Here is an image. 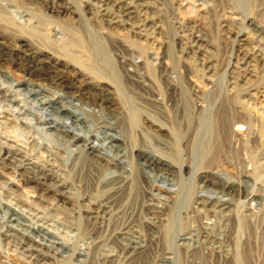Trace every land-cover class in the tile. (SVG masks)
I'll list each match as a JSON object with an SVG mask.
<instances>
[{
    "label": "rangeland",
    "instance_id": "1",
    "mask_svg": "<svg viewBox=\"0 0 264 264\" xmlns=\"http://www.w3.org/2000/svg\"><path fill=\"white\" fill-rule=\"evenodd\" d=\"M155 2L158 7L152 14L160 28L155 32L148 29L147 39L142 36L139 40L127 30L107 31L90 0H63L54 8L48 6V0H0V75L4 78L0 76V84L10 86L12 82L16 88L30 85L52 94L47 81L23 67L25 56L18 59L13 53L16 46L26 44L33 51H44V57L57 63L74 83L93 81L110 88L102 92L111 98L109 103L96 107L82 102L83 112L96 125L112 121L128 131L131 162L137 169L141 167L138 148L151 149L183 165L181 198L186 200L179 210L169 203L162 218L177 212L178 229L189 230L204 223L194 206L203 172L236 180L250 176L258 182L255 190L264 195V0ZM145 16L141 13L134 21L142 23ZM193 34L206 38V51L189 52L187 42ZM242 50L254 53L250 71L238 61ZM252 90L256 95L249 96ZM22 96L20 103L29 106ZM43 120L40 113L30 119L29 126L0 122V142L10 139L32 159L53 165L73 185L71 190L77 193L74 202L65 204L39 188L30 175L15 177L13 169L6 171L2 166L0 198L13 201L8 190L12 188L21 199L29 196L34 209L50 215L61 229L71 233L78 232L74 227L79 229L78 238L69 241L76 252L83 249L87 253L82 264H110L102 259L104 252L110 251L117 253V264L159 262L173 245L167 243L162 227L149 224L153 220L150 209L162 201L154 195L156 180L140 173L115 189V177L102 164L81 165V159L76 164L63 153L55 139L38 129ZM89 200L95 205H110L109 219L92 224L86 211ZM240 202L241 213L250 215L249 228L238 232L235 220L226 223L212 217L213 229L227 228L232 246L233 240H238L242 250L251 247V257L242 264H264V203L247 214V202ZM2 211L0 262L37 264L23 257L3 232L7 211ZM132 234H140L145 248L129 256L116 242L119 236ZM179 258L180 264H191L185 253ZM210 260L197 264H224Z\"/></svg>",
    "mask_w": 264,
    "mask_h": 264
},
{
    "label": "bare ground",
    "instance_id": "2",
    "mask_svg": "<svg viewBox=\"0 0 264 264\" xmlns=\"http://www.w3.org/2000/svg\"><path fill=\"white\" fill-rule=\"evenodd\" d=\"M60 1L63 0H48V6L51 4L54 8L59 5ZM90 1L97 10L99 22L105 23L104 27L107 31L127 30L140 40L142 36L146 38L150 35L148 29L155 32L160 28L156 17L152 14L153 9L158 7L156 0ZM180 6L183 5L180 3ZM141 13L146 15L145 19H140L142 23L134 21L136 17L141 18ZM26 14L28 15L27 12ZM149 26L151 27L148 28ZM242 33L239 36H242ZM205 39L201 34H193L189 43L187 42V46L191 49L189 52L195 50L197 53L196 51L202 49L206 51ZM2 43L3 40L0 38V44ZM25 45L16 46L13 53L17 56L16 58L25 56V66L23 65V67L30 73H38L37 77L47 81L50 89L53 88L52 94L48 95L44 93L46 90H40L30 85H28L29 88L28 86L16 88L11 80L10 86H3L2 82L0 84V122L29 126L32 124L31 118L43 113L44 120L38 129L55 139L54 142L59 144L60 150L66 153L69 158L74 159L76 164L80 163L81 159V165L90 162L106 167L108 173L115 177V189H120L140 173L153 177L157 186V193L154 192V195L159 196L162 201L158 206H153L150 209L153 213L151 220H153L149 221V224L162 227L161 231L164 233L167 243L170 242L169 244L173 245L169 246L170 249H166L163 257L155 264H180L179 254L182 252L186 254L187 262L191 264L205 262L209 259L220 260L224 264H242L248 261L252 254L251 247L248 250H242L238 240H233L235 243L232 246L229 230L227 228L224 231L214 230L212 217L226 223L231 219L235 220L234 225L238 228V232L249 228L247 219L249 220L250 215H248L249 217L243 215L238 204L241 200L246 201L244 211L247 214H252L255 208L264 203V195L255 190L258 187L257 181L250 176L236 180L224 177L222 174L203 172L200 175L201 186L194 206L202 213L204 223L199 228L178 229V219L180 218L177 212L166 218H162V216L166 213V206L170 207L169 203H172L173 209L179 210L186 200L184 197L181 198L182 185L185 184L183 182V165H179L151 149L138 148L139 152L136 156L141 167L137 169L133 165V161L131 162V140L128 131H125L121 126H116V123L112 121L96 125L90 121L88 115L81 108L82 102L96 107L105 106L111 98L109 95L103 96L102 92L109 91L110 88H104L105 86L103 87L102 84L93 81L74 83L57 63L51 62L49 57H44V51H33L32 47H25ZM103 50H105L104 47ZM240 52L241 57L238 61L250 71L249 67L252 64L251 59L252 56L254 57V53L249 50ZM14 60L17 61V59ZM109 65L113 66L111 62ZM0 76L4 79L3 75ZM253 91H249V96L256 95V92ZM22 95L25 100L28 99L27 101L31 103L29 106L20 103L23 102L20 97ZM0 166L6 171L13 169L15 177L30 175V179L39 188L52 193L65 204L74 202L73 198L77 193L71 190L73 185L69 184L65 175L60 174L53 165L46 166L32 159L17 143L10 142V139L0 142ZM8 190L14 196L13 201L0 198V212H3L2 209L7 211L3 232L15 243V248L23 257L27 258L29 262L37 264H82L86 261L84 257L87 253L83 249L76 252L69 241V238L75 236L78 238L79 229L74 227L73 229L78 232L73 233L61 229L56 225L57 222L50 218V215L39 209H34L31 203L33 200L29 196L21 199L12 188L8 187ZM171 193L175 194V201L172 200L175 196L170 195ZM110 198L108 197V199ZM88 202H90V206L86 209L87 218L92 224H100L102 220L109 219L112 214L110 205H95L97 203L90 200ZM254 219L258 220V217L254 216ZM116 243L119 248L127 250L129 256L138 255L145 248L140 234L119 236ZM197 257L200 258L197 259ZM102 259L104 262H111L110 264L118 262L117 253L114 251L104 252ZM0 264L2 263L0 262Z\"/></svg>",
    "mask_w": 264,
    "mask_h": 264
}]
</instances>
